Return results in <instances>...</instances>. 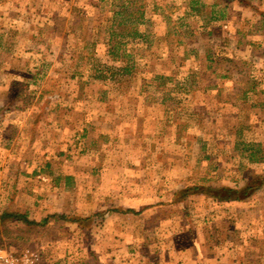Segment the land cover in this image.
I'll list each match as a JSON object with an SVG mask.
<instances>
[{
    "label": "rangeland",
    "instance_id": "rangeland-1",
    "mask_svg": "<svg viewBox=\"0 0 264 264\" xmlns=\"http://www.w3.org/2000/svg\"><path fill=\"white\" fill-rule=\"evenodd\" d=\"M243 144L264 159V0H0V217L37 223L0 257L264 264V188L202 193L264 177Z\"/></svg>",
    "mask_w": 264,
    "mask_h": 264
},
{
    "label": "trees",
    "instance_id": "trees-1",
    "mask_svg": "<svg viewBox=\"0 0 264 264\" xmlns=\"http://www.w3.org/2000/svg\"><path fill=\"white\" fill-rule=\"evenodd\" d=\"M104 1V0H102ZM124 4V3H123ZM121 5V8H124V5ZM200 5L199 1H193L191 3L192 11L196 13H200V9L198 6ZM118 16H122V13L119 12ZM211 20L216 21L217 17L210 16ZM116 32L110 33V41L115 40L118 36L115 34ZM135 38H141L145 40V37L141 35L138 30H136L134 33H130ZM249 94H243V101L248 100ZM244 146V153L249 152V160L251 164H259L263 162V158L261 157V149L257 148L254 149V147L247 146L246 144H243ZM264 188V177H257L251 179L247 185L241 189V190H235L231 188H214L209 190H202V193L209 196L213 200V202L216 203H231V202H245L249 199H251L259 190ZM199 188L192 189L194 191H199ZM18 219L19 221L23 222L27 227L31 228L34 226H37L36 222L30 221L26 216L22 215H11V214H3L2 217H0V225L5 222L8 219ZM7 232V230H6Z\"/></svg>",
    "mask_w": 264,
    "mask_h": 264
},
{
    "label": "built area",
    "instance_id": "built-area-1",
    "mask_svg": "<svg viewBox=\"0 0 264 264\" xmlns=\"http://www.w3.org/2000/svg\"><path fill=\"white\" fill-rule=\"evenodd\" d=\"M0 264H30L28 260L13 261L6 257H0Z\"/></svg>",
    "mask_w": 264,
    "mask_h": 264
}]
</instances>
